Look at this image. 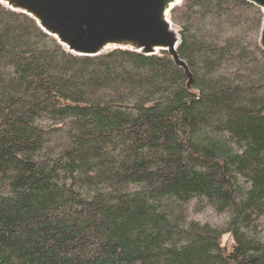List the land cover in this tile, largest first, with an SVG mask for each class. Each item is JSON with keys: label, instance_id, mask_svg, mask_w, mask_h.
<instances>
[{"label": "trees", "instance_id": "obj_1", "mask_svg": "<svg viewBox=\"0 0 264 264\" xmlns=\"http://www.w3.org/2000/svg\"><path fill=\"white\" fill-rule=\"evenodd\" d=\"M263 17L175 5L187 87L164 51L75 55L0 3V264H264Z\"/></svg>", "mask_w": 264, "mask_h": 264}, {"label": "water", "instance_id": "obj_2", "mask_svg": "<svg viewBox=\"0 0 264 264\" xmlns=\"http://www.w3.org/2000/svg\"><path fill=\"white\" fill-rule=\"evenodd\" d=\"M183 0H0L27 14L48 35L76 55L92 56L107 49L144 55L166 52L183 69L187 87L191 74L177 54L178 36L169 13ZM264 15V0H243ZM258 43L264 51V17Z\"/></svg>", "mask_w": 264, "mask_h": 264}, {"label": "rangeland", "instance_id": "obj_3", "mask_svg": "<svg viewBox=\"0 0 264 264\" xmlns=\"http://www.w3.org/2000/svg\"><path fill=\"white\" fill-rule=\"evenodd\" d=\"M180 3V2H179ZM178 3V4H179ZM175 6V5H174ZM173 6V7H174ZM174 30L176 29L174 25H172ZM177 30V29H176ZM175 30V31H176ZM110 49H107L105 51H108ZM73 54V53H72ZM187 216L193 220H196L200 223L207 222L209 224L215 225V226H221L225 222L226 216L225 215H218L212 212V210L208 207H205L199 212H195L191 207H188ZM220 246L227 252L230 248L231 244V237L229 234H223L219 240Z\"/></svg>", "mask_w": 264, "mask_h": 264}]
</instances>
